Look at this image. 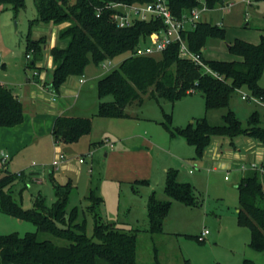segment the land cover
Wrapping results in <instances>:
<instances>
[{"label":"trees","instance_id":"16d2710c","mask_svg":"<svg viewBox=\"0 0 264 264\" xmlns=\"http://www.w3.org/2000/svg\"><path fill=\"white\" fill-rule=\"evenodd\" d=\"M157 0H34L38 17L29 22L26 58L27 67L40 70L37 63L43 60V45L46 38L34 39L32 30L40 24L61 26L59 40L66 41L64 47L51 49L54 69L50 85L56 91L72 76L82 77L90 64L96 66L128 55L120 65L97 82L100 100L110 96L111 101H101L96 116L105 119H127L131 105L141 106L145 99L170 104L184 99L192 91L200 92L206 110L225 108L231 95L242 88L248 89L250 97L264 102V87L260 80L264 75V35L259 44L236 40L229 46L230 52L239 60L225 62L206 60L203 48L211 37L224 38V30L206 21L197 23L193 30L183 33L189 50L199 57L203 65L214 76L196 62L181 58L179 45H170L159 57L140 56L136 52L148 45L150 36L165 28L160 19L135 21L128 27H119L113 20L116 10L111 4H149ZM264 1V0H256ZM25 0H0V6L9 5L18 14ZM172 14L177 18L188 15L193 9L206 6L213 10L222 6L224 0H166ZM160 123L172 136L183 137L196 148L198 157L210 146L213 138L237 136L247 137L264 144V127L260 126L258 114L248 121V128L232 112L224 116L225 125L212 126L205 117L185 127L172 126V114L163 112ZM24 121L23 105L7 87L0 85V127L12 128ZM92 131V119L62 115L53 125L56 143L69 145L80 141ZM95 143L93 145H98ZM174 170L167 171L165 193L172 200L186 206L200 204L191 183L177 181ZM20 176L4 168L0 177V213L37 227L36 232L20 236L18 233L0 235V264H140L137 261V237L135 230H126L116 223H108L100 215L103 199L99 195L100 184L93 182L87 196L89 205L84 213L94 219V234H86L85 223L77 222L78 212L74 208L67 214L66 208L73 185L54 182L56 201L47 207L43 198L36 197L34 207L23 209L12 197L11 186ZM147 184L145 180L137 181ZM239 192L238 223L249 229V247L264 251V173L252 168L237 185ZM149 230L159 234L163 229L171 202H160L152 193L147 200ZM66 241L57 245L50 239ZM153 264H161L158 261ZM242 264H255L244 259Z\"/></svg>","mask_w":264,"mask_h":264},{"label":"rangeland","instance_id":"374dc122","mask_svg":"<svg viewBox=\"0 0 264 264\" xmlns=\"http://www.w3.org/2000/svg\"><path fill=\"white\" fill-rule=\"evenodd\" d=\"M226 2L233 3L230 9L217 6L201 14V21L224 30V38L207 39L202 50L206 60H239V57L230 52L229 46L236 40L256 45L264 35V1ZM37 17L34 0H25L24 7L18 14L9 5L0 6V51L3 49L5 52L4 48H7L12 53V59L8 62V74L12 78H19L24 73L22 64L29 59H26L29 22ZM42 25L44 29L50 30L47 24ZM40 26L33 29L37 30ZM154 56L159 57L160 54ZM127 57L128 55H122L110 63L106 62V68L98 69L94 64L87 68L90 72L95 69L106 75ZM29 71L32 76L33 70ZM34 71V76H37L38 70ZM91 84L95 86L94 91L90 89ZM260 85L264 87V75ZM96 86L95 80L87 82L86 89L78 100L81 116L92 119L91 133L77 143L61 144L58 154L66 155V160L57 167L50 165L59 156L53 157L50 152L52 141L42 139L40 143L45 151L42 152V149L41 153L36 151V145L28 146L25 143L26 146L15 157L9 170L15 173V167H18L24 171V179H19L11 186L13 199L23 209L30 210L34 207L36 197L40 195L45 205L51 207L56 201L54 182L60 185L70 182L75 187L70 193L66 212L70 214L77 208V222L85 223L87 236L93 238L94 219L92 215L85 214L84 210L89 205L86 198L91 184L97 182L100 184L99 195L104 200L103 214L99 212L102 219L136 231L137 261L140 264H153L156 261L161 264H242L244 259L264 264V251L257 252L249 247V229L241 226L237 219V185L252 168L261 173L260 169L264 166V144L243 136L233 139L216 137L203 156L198 157L194 146L189 145L183 137H172L160 123L165 112L172 114L173 127H185L202 117L212 126H223L224 116L232 112L241 122L242 128H248L249 118L255 113L259 116L260 126L264 127V103L242 99V94L250 95L248 89L242 88L231 95L227 107L206 110L203 95L196 91L192 97L176 102L174 107L166 101L157 103L145 99L141 106H132L128 110L139 118L151 120L136 123L130 119H105L96 116V103L112 100L110 96L100 100ZM47 102L44 104L53 103ZM27 126L22 135L35 127L29 121L25 127ZM101 140L106 144L91 145V142ZM109 144H113L115 150L125 149L130 154L129 160L118 162L111 157L106 158L105 153L111 148ZM83 157L85 163L81 164L79 159ZM108 166H111L109 172L106 170ZM32 170L39 171L40 175L33 174L34 178H30ZM53 170L51 175L50 171ZM169 170L176 171L178 182L194 185L195 195L200 201L198 206H186L166 195V174ZM136 178H144L147 184L137 183L142 180L124 182L126 179ZM152 193L160 202H171L169 214L159 234L150 232L144 207ZM204 230H208L209 235L204 241H199L198 236ZM36 231L37 227L33 223L0 213V235L18 233L24 236ZM42 237L57 245L67 244L66 241L56 240L48 235Z\"/></svg>","mask_w":264,"mask_h":264},{"label":"crops","instance_id":"0c3cea01","mask_svg":"<svg viewBox=\"0 0 264 264\" xmlns=\"http://www.w3.org/2000/svg\"><path fill=\"white\" fill-rule=\"evenodd\" d=\"M224 2H226V0H224ZM40 25L41 26L38 27L37 30L33 29L34 31L32 33V37L34 39H39L41 37L46 38V43L42 47L43 48V60L37 63V67L40 68V70L37 72V76H34V73H35L34 70H33V75L31 76V73L29 71L30 69L27 67V62L29 60L28 59L22 64L23 70H24V73H21L22 76H20L19 78L17 77L12 78L10 74H8V71H9L8 62H9V59H12V56H11L12 53H10L9 49L7 48H4L5 52L3 51V49H2V52L0 51V85L5 86L12 91L13 95L23 105V113H24V121L22 124L12 127V128L0 127V177L3 175L4 168H7V170H10V167L12 166L11 164H13V162L16 159L15 157L18 156L22 148L26 146L24 145L25 143L28 146L36 145L35 146L36 151L41 153L40 151L43 149L42 150L43 152L45 151V149L42 148V145L40 142L42 141V139L46 140L47 138L48 142L52 141L50 152L51 154H53V157H55L56 155H60L58 154V152L61 150V147H60L61 144L55 142L53 134H52L53 125L55 123V120L57 119V117L62 116V115L82 117L80 113V109L78 108V103H79L78 100L80 98L81 93H83L84 90L86 89L85 84L93 80H95L97 83L102 77L105 76L104 74L97 72V70L95 69H93V71L91 70L90 72V70H88L87 68L83 77L72 76V77L67 78L65 83L60 87L58 91L52 88L50 85V82H51V74L54 69V65H53V59L51 56V49L55 46L64 47L66 45V41L59 40V31L63 27H65L66 24L61 25V26L47 24L50 29L49 31L44 29L42 24ZM34 34H36V36H34ZM97 67L98 69H102L100 65ZM26 75H29V77H27ZM81 79H84V81L81 82ZM94 88L95 86L91 84L90 89L94 91ZM195 93L196 91L191 92L189 95H187L184 99L180 101H183L189 97H192L193 94ZM47 96H49V98H47ZM247 100L251 101L250 99H247ZM49 101L50 102L52 101L53 103H51L50 105L44 104V102L49 103ZM96 104H95L96 106L99 105V103H96ZM175 104H173L172 107H174ZM132 106H138V105H131L127 107L126 112L131 116L130 118H127V119L134 120L136 121V123L151 120L148 118L147 119L139 118L137 117V115H135L134 112H130V110L128 109L131 108ZM28 121L32 123L33 126L35 125V127L31 128L29 133L22 135V133L26 131L25 129L28 128V126L25 127ZM95 143L96 144L100 143V145L106 144L103 140H101V141L94 142V143L91 142V145ZM109 145L111 148H109V150L106 151L105 153L106 158L111 157V159L118 161V162H121L123 160H129L128 155L130 154L125 152V149L115 150L113 147L114 146L113 144H109ZM3 154L9 155V159L5 163H3L2 161ZM52 163L50 165H52ZM33 166H35V162H33ZM262 167L264 166L262 165ZM15 168H16L15 170H17V172H15L16 174L18 173L22 174L24 172L18 167H15ZM110 169H111V166H108V168L106 169L107 172H109ZM242 172H246V171H242ZM30 173H31L30 178L32 179L34 178L33 177L34 175L35 176L40 175L39 171H35V170H32ZM53 173H54V170L50 171L51 175H53ZM190 173H192V171H190ZM114 178L119 179V177H114ZM52 180L53 181L55 180L54 177H52ZM119 180L121 181L123 179H119ZM136 180H142V179L140 178H136L134 180L126 179V181L124 182L129 183V182H134ZM143 180L145 179L143 178ZM146 204H147V201L145 202V205H144L145 210L147 211ZM103 208H104V205L102 204L100 207V211L102 214H103ZM117 224L121 227H124L126 230H128V228H126L125 225H122L119 223Z\"/></svg>","mask_w":264,"mask_h":264},{"label":"built area","instance_id":"2783aa9c","mask_svg":"<svg viewBox=\"0 0 264 264\" xmlns=\"http://www.w3.org/2000/svg\"><path fill=\"white\" fill-rule=\"evenodd\" d=\"M232 5L233 3L231 2H223L222 4L225 9H230ZM109 7L116 10V13L113 15V20L121 28L128 27L135 21H149L158 18L164 22L165 28L159 32L153 33L149 38L148 45L139 48L136 52L137 55L154 56L155 54H162V52L170 45L177 43L179 45V54L181 58H186L200 64L206 72L216 76V74L203 65L198 56L189 50L187 42L183 38V33L193 30L197 23L201 21V14L209 11L206 6H203L200 9H193L188 15H184L182 18H177L172 14L166 0H157L156 2L149 4H134L130 6L125 4H111ZM27 58L30 59V56H27ZM108 62L110 63V61ZM100 66L106 68L107 64L104 62ZM83 81L84 79H81V82ZM242 98L245 100H258L246 94H242ZM8 159L9 155L3 154V163ZM65 160L66 157L63 154H60L53 161L52 165L57 167L60 163L65 162ZM84 162V158L79 159V163L82 164ZM260 171L261 173H264V168L262 167ZM18 175L20 176L21 173H18ZM208 235L209 231L204 230L198 237L199 241H204Z\"/></svg>","mask_w":264,"mask_h":264}]
</instances>
